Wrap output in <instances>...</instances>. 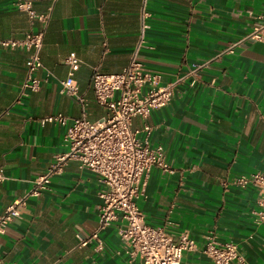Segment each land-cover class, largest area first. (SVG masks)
Masks as SVG:
<instances>
[{
  "label": "crops",
  "instance_id": "obj_1",
  "mask_svg": "<svg viewBox=\"0 0 264 264\" xmlns=\"http://www.w3.org/2000/svg\"><path fill=\"white\" fill-rule=\"evenodd\" d=\"M30 1L37 14H50L47 25L31 23L15 0H0V39L45 32L37 92L23 90L28 52L0 51V170L7 177L0 183V211L29 193L54 156L66 150L67 127L40 120L83 114L61 92L67 57L75 53L81 61L75 78L87 101L85 113L96 122L104 111L91 86L94 70L122 73L145 22L138 57L161 75V84L211 61L195 86H179L166 107L133 120L134 130L152 127L150 144L164 147L172 169L155 168L146 178L138 200L145 221L174 238L186 232L196 241L198 250L185 254L182 264H210L201 250L213 236L237 244L249 264H264L259 192L233 183L241 175L264 174V40L249 38L264 0ZM103 190L95 173L69 162L50 190L29 198L0 235V258L5 264H143L131 262L118 223L100 231ZM95 233L98 240L81 245Z\"/></svg>",
  "mask_w": 264,
  "mask_h": 264
},
{
  "label": "built area",
  "instance_id": "obj_2",
  "mask_svg": "<svg viewBox=\"0 0 264 264\" xmlns=\"http://www.w3.org/2000/svg\"><path fill=\"white\" fill-rule=\"evenodd\" d=\"M14 6L25 12L31 23L36 19L45 25L49 22L50 14H37L30 0H15ZM146 17L144 12L143 19ZM146 28L144 22L140 43L122 73L105 74L94 70L91 86L96 103L104 111L103 117L96 122L90 121L85 113L87 101L80 95L75 78L81 61L75 53L67 57L65 63L69 72L62 81L61 92L74 98L82 106L83 114L80 118L69 119L58 113L40 120L42 125L51 123L67 127L64 135L66 150L54 156L45 174L35 180L29 193L0 211V235L14 219L20 217V209L29 198L49 191L53 178L63 173L69 162L75 161L81 169L95 173L104 186L100 193L103 204L100 207L99 229L119 224L118 234L131 262L140 259L143 264H182L185 254L198 250L196 241L188 233L183 232L174 238L165 228L146 223L145 215L138 206L146 178L155 168L163 172H172V169L167 163L164 147L150 144L152 127L145 123L141 130H134L132 125L135 118L147 120L152 111L166 107L179 86L185 83L195 86L211 61L196 64L172 82L161 84V75L148 70L138 57ZM249 38L264 40V14L256 18ZM44 41V31H30L21 39H0V51L20 48L29 54L23 90H40L41 81L36 74L43 68L41 55ZM235 46L227 52L233 53ZM6 179L1 169L0 183ZM233 183L239 188L252 186L258 190L259 204L263 208L257 214L256 223L260 225L264 221V174L241 175ZM98 238L99 233H95L82 240L81 245ZM101 246L99 243L98 249ZM201 251L210 264H249L237 244L219 243L214 236L207 239ZM0 264H5L1 258Z\"/></svg>",
  "mask_w": 264,
  "mask_h": 264
}]
</instances>
